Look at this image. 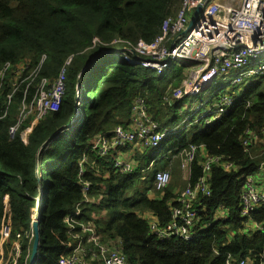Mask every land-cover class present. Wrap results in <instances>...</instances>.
<instances>
[{"label":"trees","instance_id":"1","mask_svg":"<svg viewBox=\"0 0 264 264\" xmlns=\"http://www.w3.org/2000/svg\"><path fill=\"white\" fill-rule=\"evenodd\" d=\"M182 1L0 0V67L22 59L37 64L46 54L41 73L55 78L73 56L67 68V91L58 110L43 119L29 117L11 138L9 126L15 123L16 99L10 115L0 122V264L9 263L19 233L22 257L17 264H29L37 210L41 240L36 263L43 257L41 264H62L78 244L64 222L78 205L81 215L77 219L89 222L96 216L103 240H120L129 264H227L233 258L237 259L234 264H239L247 257L264 261V229L244 230L249 222L264 224V206L247 218L240 211L245 178L257 173L264 161L262 84L250 85L214 123L190 125L192 114L183 110V98L174 91L193 62L182 60L159 75L123 59L114 61L128 46L125 41L152 43ZM95 38L100 40L98 44H94ZM167 95L172 103L166 101ZM138 97L144 98L152 118L169 130L160 144L167 154L190 144L204 145L208 154L224 155L236 165L237 169L230 171L213 166L212 194L202 199L207 208L204 221L209 225L192 241L178 237L162 240L150 231L144 217L149 212L162 225L170 221L169 201L176 196L177 186L172 178L162 197L152 198L153 193L161 194L155 190L153 174L142 179L140 171L115 173L111 156L90 152L98 134L118 125L129 127ZM248 129L258 135L250 153L244 147ZM256 149L262 152L257 154ZM84 155L89 169L84 178L92 183L89 197L93 201L81 203L79 160ZM145 155L137 152L133 157L139 160V169L147 168L153 160L145 161ZM171 162L168 159L156 169L164 170ZM201 172L196 159L190 164V182ZM221 207L228 216L216 218ZM102 210L109 214L103 221L98 217Z\"/></svg>","mask_w":264,"mask_h":264},{"label":"built area","instance_id":"2","mask_svg":"<svg viewBox=\"0 0 264 264\" xmlns=\"http://www.w3.org/2000/svg\"><path fill=\"white\" fill-rule=\"evenodd\" d=\"M200 1L183 0L176 14L167 18L163 32L152 43L144 45L125 41L128 46L121 55L123 60L156 71L159 75L166 73L175 62H193L187 75L189 85L185 83V90L174 91L179 96L202 90L217 77L234 76L230 84L236 86L252 76L264 74V62L260 61L264 56V0H206L196 22L189 28ZM99 42L98 38L94 39V44ZM46 59L47 55L43 54L37 64L22 59L18 62L7 61L0 67V122L10 115L18 99L15 123L9 126L11 138L18 134L29 117L43 119L48 113L58 110L63 101L67 91V68L73 56L65 61L55 78L41 73ZM237 97L239 96L228 92L201 100L194 113L206 107L207 113L202 114L199 122L212 124L235 105ZM165 99L172 103L170 95ZM183 110L186 108L183 107ZM130 121L129 127L118 125L109 132L98 134L90 145V152L101 157L111 156L115 173L130 174L140 171L142 179H147L148 171L157 160L153 159L147 168L139 169V160L126 159L123 150L130 146L143 154L145 149L157 148L169 130L152 118L143 97H138L134 102ZM246 134L248 137L244 141V147L250 153L251 148L258 143V135L249 129ZM262 135L264 143V127ZM184 151L188 163L199 160L202 172L195 182L179 190L178 195L169 201L171 218L167 224L162 225L154 214L147 219L150 231L162 240L178 237L183 241H192L200 231L206 230L209 223L204 221L207 208L202 199L212 194L213 166L220 165L229 171L237 169L228 157L208 154L204 145L190 144ZM87 164L88 156L84 155L79 160V185L84 197L81 203L93 201L89 197L92 183L84 178L89 171ZM259 170H264V161ZM152 174L155 190L164 193L171 182V171L155 170ZM240 206L241 216L245 218L264 206V187L253 175L245 178ZM227 214V210L221 207L216 218L226 217ZM79 215L81 209L78 205L76 211L64 219L70 236L77 239L78 244L62 260V264H129L120 240H103L96 216L86 222L79 221ZM31 236L34 237L33 228ZM21 239L22 234H17L8 264H17L21 259ZM233 260L227 264H234ZM239 264H264V261L258 262L247 257L241 259Z\"/></svg>","mask_w":264,"mask_h":264},{"label":"rangeland","instance_id":"3","mask_svg":"<svg viewBox=\"0 0 264 264\" xmlns=\"http://www.w3.org/2000/svg\"><path fill=\"white\" fill-rule=\"evenodd\" d=\"M122 60L121 55H116V57H114V61H120ZM260 61L264 62V56L260 58ZM177 64H179L178 62H175L172 64V67L177 66ZM191 71L190 68H187L184 70V81L182 83V85L178 88V90H185L186 86H184L185 83H188L187 80V75L189 74V72ZM172 72V71H171ZM171 72L170 75H171ZM94 73L92 74H88V77H92ZM173 74V72H172ZM91 75V76H90ZM263 76V77H262ZM235 77H228V78H222V77H217L215 78V80L212 83V86L209 87L206 86L204 87L202 90L199 91H192L190 94H182L181 97L183 98V107L186 108L185 111H190V114H192L191 117V121H190V125H194L195 123L199 122V119L201 118L202 114H206L207 113V108L203 107L201 108L199 111H197L196 113H194V110L196 109V107L198 106V104L200 103L201 100H207L209 98H213L217 95H222L223 93H234L238 96H240L243 92H245V90L252 84H256V83H261L262 87L264 88V74L263 75H258V76H252L249 79H246L242 84L239 85H231V81L234 79ZM184 86V87H183ZM146 155H145V161L150 160V158H156L157 163L152 167V169H150L148 171V174L151 175L154 171V168H159L161 166L164 165V163L166 162V160L168 159H172L173 162V167L172 166H168L166 169H169L172 173V168L174 169L176 164H180L181 167L182 165H184L185 167H188L187 164L188 161L186 160V152L184 150H180L179 152L175 153V154H167L166 153V148L163 145H160L157 148H152V149H145L143 151ZM262 152V150H261ZM260 150L256 149V153H261ZM263 154V153H262ZM187 163V164H186ZM179 169L178 172H176V175H173V181L176 182V187H175V191H178L179 189H182L184 186H186V184L184 183V171L181 169ZM253 177L261 184H264V170H259L257 173H255L253 175ZM262 186V185H261ZM264 187V185L262 186ZM109 214H106L105 218H107ZM103 221V219L101 220ZM12 250V249H11ZM43 257L36 263V264H41L43 261ZM234 260L236 261L237 259L234 258Z\"/></svg>","mask_w":264,"mask_h":264},{"label":"crops","instance_id":"4","mask_svg":"<svg viewBox=\"0 0 264 264\" xmlns=\"http://www.w3.org/2000/svg\"><path fill=\"white\" fill-rule=\"evenodd\" d=\"M186 64H189V62H185ZM188 68V67H187ZM183 150H185V149H183ZM137 154V152H136V149H134L133 147H127V148H125L124 150H123V156L126 158V159H132L133 157H135V155ZM153 159H156V158H153ZM157 163V161L155 162V164ZM187 164V163H186ZM188 165V167H185L184 165H182V167H181V165L180 164H176V166H175V168L173 169L172 168V179H173V175L175 176L176 175V172H178L179 171V169H180V167H181V169L184 171V174H183V177H184V183L186 184V186L189 184V183H191L190 182V164H187ZM170 166H172L173 167V162H171L170 163ZM157 168V167H156ZM156 168H154V171L155 170H157ZM260 184H261V181H260ZM262 186L264 185V184H261ZM186 186H184L182 189H184ZM179 190H181V189H179ZM179 190L178 191H175V189H174V193L176 194V196L178 195V192H179ZM164 193H161L160 194V197L159 196H157V195H155L154 193L153 194H151V197L152 198H154V197H156V198H161L162 197V195H163ZM175 196V197H176ZM106 214H108L107 212H106V210H102V211H99L98 212V217H99V219L100 220H105V219H107V218H105V216H106ZM151 215H152V213H145L144 214V217L146 218V219H149L150 217H151ZM227 216H228V214H227ZM226 216V217H227ZM108 217V216H107ZM249 227L247 228V229H244L246 232H250V231H256V230H258V229H264V224H262V225H259L258 223H254V222H249Z\"/></svg>","mask_w":264,"mask_h":264},{"label":"water","instance_id":"5","mask_svg":"<svg viewBox=\"0 0 264 264\" xmlns=\"http://www.w3.org/2000/svg\"><path fill=\"white\" fill-rule=\"evenodd\" d=\"M206 0H201L200 3L197 5L193 16L190 20L189 23V28H191L193 26V24L196 22L198 16L200 15V12L202 11V6L203 3ZM40 211L37 210L35 219L33 220L32 223V228H33V232H34V240H33V244H32V251H31V256H30V262L29 264H35L37 261V257H38V251H39V246H40V240H41V229H40Z\"/></svg>","mask_w":264,"mask_h":264}]
</instances>
